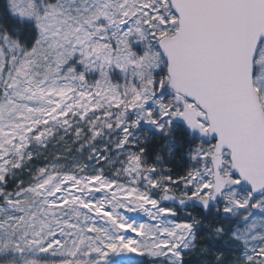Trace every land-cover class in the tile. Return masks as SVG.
<instances>
[{"label":"snow or ice","instance_id":"snow-or-ice-1","mask_svg":"<svg viewBox=\"0 0 264 264\" xmlns=\"http://www.w3.org/2000/svg\"><path fill=\"white\" fill-rule=\"evenodd\" d=\"M0 264H264V0H0Z\"/></svg>","mask_w":264,"mask_h":264},{"label":"rangeland","instance_id":"rangeland-1","mask_svg":"<svg viewBox=\"0 0 264 264\" xmlns=\"http://www.w3.org/2000/svg\"><path fill=\"white\" fill-rule=\"evenodd\" d=\"M138 219H143V217H139ZM219 246H220L223 250H225L226 255H231L230 252H227L228 245H227L226 242H220V243H219Z\"/></svg>","mask_w":264,"mask_h":264}]
</instances>
